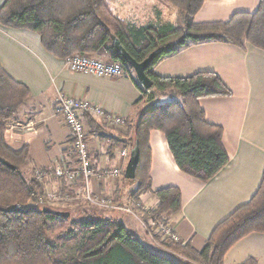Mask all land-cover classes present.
<instances>
[{"label":"trees","instance_id":"trees-1","mask_svg":"<svg viewBox=\"0 0 264 264\" xmlns=\"http://www.w3.org/2000/svg\"><path fill=\"white\" fill-rule=\"evenodd\" d=\"M167 1L178 10L176 22L142 26L117 16L107 0H4L0 6L1 25L38 32L45 49L59 58L95 53L120 63L143 91L138 103L146 96L154 98L155 93L140 83L134 69L116 49L112 35L138 61L156 52L147 74L153 87L172 92L174 97L167 104L152 101L139 108L137 120L127 119L120 133L122 139L114 146L133 147L138 142L135 178L124 177L136 183L132 194L134 211L155 240L181 260L162 255L155 245L149 246L124 224L113 226L111 218H93L79 223L89 236L78 251V264H224L226 252L237 241L251 232H264V174L251 200L217 225L204 249L168 242L156 232L162 222H171L168 214L181 211L182 192L177 186L152 190L151 131L164 133L182 171L208 181L228 163L230 156L223 142V127L207 120L200 99L227 96L232 91L213 71L164 77L154 71V66L164 57L202 42H225L242 48L251 43L264 49V0L255 12L240 11L227 21L206 22L194 19L204 0ZM29 97V87L14 79L0 62V264H65L53 258L57 245L48 234L49 222L58 215L40 211L42 207L53 209L49 204L39 205L47 189L36 175L28 177L23 171L29 148L15 149L8 138V121ZM85 117L91 131H101L102 125L93 115L86 113ZM147 193L153 194L156 201L145 210L142 197ZM241 264L259 263L249 258Z\"/></svg>","mask_w":264,"mask_h":264},{"label":"crops","instance_id":"crops-1","mask_svg":"<svg viewBox=\"0 0 264 264\" xmlns=\"http://www.w3.org/2000/svg\"><path fill=\"white\" fill-rule=\"evenodd\" d=\"M260 1L204 0L194 19L196 22L227 21L236 12H255ZM3 2L0 0V6ZM174 22L176 20H167L158 11L157 18L147 24ZM142 25L146 24H137ZM0 62L14 79L30 89V97L19 108L8 128V138L13 148H29V157L23 166L28 177L34 176L38 168L53 170L58 164L64 167L73 164L67 155L73 138L57 100L61 93L88 100L131 121H136L139 108L146 106L144 101L138 103L143 91L129 73L98 76L74 71L69 68L65 58L46 50L40 34L29 28L0 24ZM154 71L164 77H186L201 71H213L232 91L227 96L200 99L207 120L223 127V142L230 156L228 163L210 180L201 181L182 171L164 133L158 129L150 133L152 190L169 186L181 189L182 209L167 217L184 243L202 250L217 225L239 206L249 202L262 182L264 49L251 43L244 48L218 41L196 43L164 57L154 66ZM93 118L102 125L100 132L91 131L88 118L84 115L90 133V157L94 167L96 171L114 168L121 160V149L126 147L130 153L132 147L128 144L114 146L116 141L122 139L120 133L124 131L123 127H110L100 117ZM128 160L117 182L97 178L91 182L95 192L113 195L118 204L134 210L132 194L136 185L127 187L124 179ZM44 185L48 190L60 189L70 196L68 201L50 205L53 209L71 211L69 208L73 207L86 214L93 206L84 196L82 180L50 175ZM155 201L153 194H144L143 208L149 209ZM105 210L111 218L116 219L123 217L122 211H126ZM146 232L149 234L147 229ZM137 235L140 237V234ZM148 237L154 246V237L151 234ZM249 258L264 264V232H251L237 241L226 252L224 264H241Z\"/></svg>","mask_w":264,"mask_h":264},{"label":"built area","instance_id":"built-area-1","mask_svg":"<svg viewBox=\"0 0 264 264\" xmlns=\"http://www.w3.org/2000/svg\"><path fill=\"white\" fill-rule=\"evenodd\" d=\"M65 59L69 68L74 71H83L98 76L127 75L120 63L106 61L94 54L76 53ZM57 100L65 124L73 138L71 145L67 149V155L73 164L66 167L58 164L53 170L38 168L35 174L39 181L44 183L50 175L58 178L67 177L71 180H82L84 196L93 206L95 205L104 209L126 210L135 214L132 207H125L118 204L113 195L101 194L93 190L91 182L93 178H97L98 180L110 179L117 182L122 176L124 164L129 158L130 153L128 148H122L121 160L114 168L96 171L90 157V133L84 115L89 113L93 116H98L107 126L116 128L125 126L127 124V118L109 112L102 106L88 100L77 98L66 93H61ZM68 200H70V196L62 190L47 189L46 195L40 199V203L51 204ZM135 216L138 217L137 214ZM145 228L147 229L146 226ZM156 232L168 242L184 244V241H182L180 234L172 222H162ZM149 234L152 233L149 232ZM154 243L158 249H166L155 238Z\"/></svg>","mask_w":264,"mask_h":264},{"label":"rangeland","instance_id":"rangeland-1","mask_svg":"<svg viewBox=\"0 0 264 264\" xmlns=\"http://www.w3.org/2000/svg\"><path fill=\"white\" fill-rule=\"evenodd\" d=\"M113 9L114 13L117 16H121L126 19L128 22L132 24H142L149 23L151 20H155L157 18V12L161 11L164 15L165 19H169L172 21L177 20L178 10L175 6L169 3L167 0H107ZM126 17V18H125ZM94 54L102 59L109 61L107 58ZM135 71V70H134ZM139 80V79H138ZM152 90L155 95L154 98L149 99L146 96L144 100V104L146 106L150 102H155L159 104H167L174 99L172 92H160L157 87H152ZM151 92L149 91L148 94ZM10 119L8 121V128L11 124ZM36 175V174H35ZM27 176V175H26ZM33 177V176H32ZM127 181V187L131 185H136L134 181ZM84 193V192H83ZM45 197V196H44ZM43 198V197H42ZM41 198V199H42ZM116 201V200H115ZM57 203V202H56ZM30 204H33L30 202ZM39 201V205H40ZM51 203L49 205H52ZM92 205V204H91ZM83 208V206H82ZM71 209V215L69 217L58 216L55 220L49 222L48 225V234L50 237L56 242V249L52 251V256L55 260L64 262L65 264H78V251L83 244L84 240L89 236V231L80 227L79 223L93 218H103L109 219L111 216L108 214L107 210L98 206L89 207L86 214L81 213L76 208ZM113 210V209H110ZM122 211V210H121ZM135 212V211H134ZM123 217L121 218H111V222L113 226H117L120 224L127 225L131 230L140 234V238L147 244L153 246L151 242V238H149V234L146 232V229L143 225L142 219L134 216L135 214H130L126 211H122ZM140 220V221H139ZM159 252L167 257H173L181 260V258L174 254L173 252L167 249H158Z\"/></svg>","mask_w":264,"mask_h":264},{"label":"water","instance_id":"water-1","mask_svg":"<svg viewBox=\"0 0 264 264\" xmlns=\"http://www.w3.org/2000/svg\"><path fill=\"white\" fill-rule=\"evenodd\" d=\"M113 43L116 49L121 53L124 59L128 62V64L135 70L136 75L140 81V83L146 89H150L153 87V81L150 76L147 74V69L151 65L153 59L156 56V52H152L146 57L143 61L136 60L130 52L123 46L121 40L115 35H112ZM139 145L136 141L135 145L132 147L130 152V157L126 166L125 176L129 179L135 178L136 175V166L139 161ZM40 211L44 212H53L55 215L69 217L71 215L70 210H61V209H47L46 207H42Z\"/></svg>","mask_w":264,"mask_h":264}]
</instances>
